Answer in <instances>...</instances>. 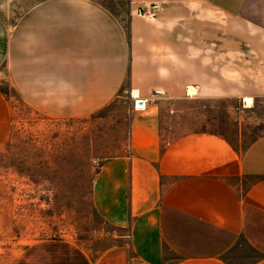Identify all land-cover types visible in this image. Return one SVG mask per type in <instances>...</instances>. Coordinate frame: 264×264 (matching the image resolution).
<instances>
[{
    "label": "crops",
    "instance_id": "crops-1",
    "mask_svg": "<svg viewBox=\"0 0 264 264\" xmlns=\"http://www.w3.org/2000/svg\"><path fill=\"white\" fill-rule=\"evenodd\" d=\"M155 2L156 17L136 13ZM224 19L232 36L245 26L247 58L264 49V0H0V151L12 126L5 82L47 118L131 100L130 151L101 167L92 194L124 240L100 258L42 243L22 264H264V135L240 151L171 123L182 102L222 95L217 46L236 42Z\"/></svg>",
    "mask_w": 264,
    "mask_h": 264
},
{
    "label": "rangeland",
    "instance_id": "rangeland-1",
    "mask_svg": "<svg viewBox=\"0 0 264 264\" xmlns=\"http://www.w3.org/2000/svg\"><path fill=\"white\" fill-rule=\"evenodd\" d=\"M229 22L223 20V34L236 42L217 46L223 52L217 60L222 95L208 92L182 102L173 108L171 123L182 131L220 134L241 151L264 135V49L255 44L247 58L245 26L232 36ZM207 49L214 51V44ZM3 88L12 126L0 151V264H22L35 246L61 240L96 258L116 249L124 239L99 215L92 194L101 167L130 151V93L86 117L47 118L25 105L7 82Z\"/></svg>",
    "mask_w": 264,
    "mask_h": 264
},
{
    "label": "built area",
    "instance_id": "built-area-1",
    "mask_svg": "<svg viewBox=\"0 0 264 264\" xmlns=\"http://www.w3.org/2000/svg\"><path fill=\"white\" fill-rule=\"evenodd\" d=\"M163 9L162 4L155 2L148 4L144 7H140L137 10V14L139 16H144V17H149V18H154L158 15L159 12H161ZM134 97V109L135 110H145L146 109V100L140 99V98H135V96L132 94Z\"/></svg>",
    "mask_w": 264,
    "mask_h": 264
}]
</instances>
